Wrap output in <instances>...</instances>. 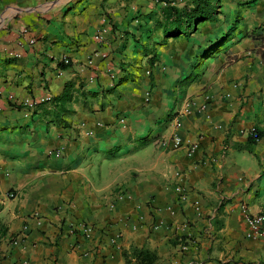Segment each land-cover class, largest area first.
Wrapping results in <instances>:
<instances>
[{
	"label": "crops",
	"instance_id": "0c3cea01",
	"mask_svg": "<svg viewBox=\"0 0 264 264\" xmlns=\"http://www.w3.org/2000/svg\"><path fill=\"white\" fill-rule=\"evenodd\" d=\"M187 1L0 0V264H136L133 247L151 264H264L246 222L264 215V137L238 148L264 130V40L249 35L264 0H219L165 34L161 6ZM80 222L92 238L69 232Z\"/></svg>",
	"mask_w": 264,
	"mask_h": 264
},
{
	"label": "trees",
	"instance_id": "16d2710c",
	"mask_svg": "<svg viewBox=\"0 0 264 264\" xmlns=\"http://www.w3.org/2000/svg\"><path fill=\"white\" fill-rule=\"evenodd\" d=\"M219 0H188L182 6H177L169 2H165L161 6V18L158 19L156 25L162 28L167 35L177 36V34L185 32L202 20L211 19L216 12ZM252 39L264 40V23L250 31ZM69 64V63H68ZM61 61L60 65H66ZM152 66L153 61L149 60ZM264 137V130L258 126L248 132L247 141L238 148L252 151L253 146L258 140ZM6 228L0 224V240L5 236ZM127 260L135 259L136 264H151L152 255L144 248L133 247L130 252L124 251Z\"/></svg>",
	"mask_w": 264,
	"mask_h": 264
},
{
	"label": "built area",
	"instance_id": "2783aa9c",
	"mask_svg": "<svg viewBox=\"0 0 264 264\" xmlns=\"http://www.w3.org/2000/svg\"><path fill=\"white\" fill-rule=\"evenodd\" d=\"M165 3H163L164 5ZM98 39L99 36H96ZM32 42V40L30 41ZM63 62L65 64H68L69 63V59L68 58H63L62 59ZM147 96H148V93H147ZM204 101L207 103L209 100H210V95L205 93L204 96ZM147 99V97H146ZM51 100V96L50 95H46L44 98H41V99H30V100H24L22 101V105L24 106L25 108V116H30L32 114V111L35 109L36 105L39 103V102H42V101H50ZM194 107H195V103L192 99H188L185 101L182 109L180 110V115H183V114H189L191 113L193 110H194ZM2 109V99H1V95H0V110ZM181 124V121H180V118H179V115H177L175 117V125L176 126H179ZM253 127L250 129L252 130ZM249 130V131H250ZM172 145L174 148L178 149V148H181L183 145L182 143V140L179 136L175 135L173 138H172ZM185 147V152L187 155H191L194 150L196 149L197 145L196 144H187ZM56 154H58V151H56ZM174 191L175 193L177 194L178 196V200L182 201L185 199V192H184V189L182 186L180 185H175L174 186ZM7 196L8 197H13L15 196V193L14 192H8L7 193ZM110 206L112 207L113 205L110 204ZM33 218H35V220L40 223V218L37 216V214H33L32 216ZM246 222L248 224V227H249V233L247 234L250 238H256L258 236H264V215L263 214H258V215H254V216H251V215H246ZM28 231V226L27 225H23L22 226V229L21 231L19 232L18 236L11 239L9 241V243L11 244H17L18 242L22 241L23 238L25 237L26 235V232ZM69 232L71 234H79L85 238H92L93 235H95L96 233V229L93 225L91 224H88V223H83V222H80V223H76V224H72L69 226ZM189 242V240H188ZM3 260V257L0 255V263L1 261Z\"/></svg>",
	"mask_w": 264,
	"mask_h": 264
}]
</instances>
